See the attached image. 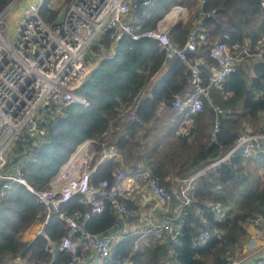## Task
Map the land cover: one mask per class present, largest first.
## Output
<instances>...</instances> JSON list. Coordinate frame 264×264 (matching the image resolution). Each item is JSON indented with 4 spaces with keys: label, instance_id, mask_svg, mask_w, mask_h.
Instances as JSON below:
<instances>
[{
    "label": "trees",
    "instance_id": "1",
    "mask_svg": "<svg viewBox=\"0 0 264 264\" xmlns=\"http://www.w3.org/2000/svg\"><path fill=\"white\" fill-rule=\"evenodd\" d=\"M10 1L0 0V11ZM180 1L153 0L149 7H141L138 11L141 15L140 29L155 26L157 20ZM49 2L43 0L40 7V14L46 20L56 18L59 11ZM212 8L215 12L201 19L206 29V40L199 45L198 51L190 53L202 59L200 69L204 78L210 73V66L216 65L209 54L214 43L244 41L247 38L254 43L264 38V6L260 0H206L200 6L205 12ZM190 26L191 18L187 23L174 25L169 35L179 41ZM102 42L109 43L107 38ZM97 48L94 45V49ZM164 59L156 40L133 39L129 34L120 37L112 57L99 58L77 89L89 104L73 102L66 107L64 115L50 121L47 140L38 149L36 161L24 168L27 181L33 186L44 187L78 143L87 138L101 139L105 131H110L108 141L122 153L124 165L134 171L135 161H144L164 183L170 176L192 173L221 155L233 144L241 128L259 121L257 130L264 132V54L260 60L240 65L225 77L219 87L211 88L215 104L225 110L218 116L220 127L213 138L211 126L215 115L206 101L197 113L171 109L173 95L182 93L189 85L187 67L180 59H170L167 68L153 82L149 94L138 99ZM162 104L169 109L167 116L170 122L160 136H155L151 132L158 118L157 109ZM123 106H130L140 120L127 118L122 111ZM190 116L193 118L191 126L186 133L180 132L181 122ZM261 148L260 153L264 155V142H261ZM20 149L18 145L17 150ZM232 160L239 163L244 174L242 177L236 175L229 162H221L195 181L191 201L180 207L185 222L172 253L167 254L163 244H155L151 248L140 249L132 256L130 264H228L224 251L241 248L240 238L246 231L244 224L260 215L263 220L257 225H264V178L247 170L242 154L236 153ZM121 166L111 157L104 158L96 164L91 183L111 179L113 171ZM206 199L225 206L235 201L236 205H231L226 215L218 219L208 211L204 204ZM124 201L130 210L128 220H135L138 203L129 199ZM197 205L207 214L204 225L198 219ZM42 208L24 184L13 183L0 203V262L7 255H19L27 263L65 264L68 261L69 256L63 250L56 249L54 255L49 251L43 234H37L26 242L18 239L19 232L33 222ZM61 208L70 216L80 214L77 220L95 233L105 232L110 226L119 224L109 202L101 212L87 219L82 218L87 204L79 194L61 203ZM201 227L215 232L211 231L203 244L193 246ZM68 229L66 221L55 212L44 225L45 234L56 243ZM134 237L127 235L115 241L112 255L100 264H114L118 255L130 249ZM159 250H163L162 256ZM165 255L169 263H166ZM254 264H264V255L258 257Z\"/></svg>",
    "mask_w": 264,
    "mask_h": 264
},
{
    "label": "built area",
    "instance_id": "2",
    "mask_svg": "<svg viewBox=\"0 0 264 264\" xmlns=\"http://www.w3.org/2000/svg\"><path fill=\"white\" fill-rule=\"evenodd\" d=\"M14 1L11 0L0 11V22L9 15ZM51 1L49 5L52 7ZM42 2H31L24 9L13 44L0 29V203L14 182L24 184L43 207L31 223L43 215L35 228V235L43 234L53 255L56 249L66 252L69 258L65 264H100L112 255L114 242L127 235L135 236L133 243L127 252L116 257L114 264H130L132 256L140 249L151 248L155 244H163L166 253L171 254L185 222L180 207L191 201L197 178L221 162H229L236 175L242 177L244 174L239 163L232 157L240 153L246 159L253 151L263 150L264 132H249L247 127L241 128L233 144L221 155L192 173L168 177L167 183L144 161H135L134 171L123 165L122 153L108 141L110 131H105L101 139L87 138L78 143L44 187L31 185L24 175V168L36 161L38 149L47 140L52 119L64 115L66 107L73 102L89 104L77 89L99 58L112 57L117 40L124 34L133 39L152 38L157 41L165 59L178 58L186 65L189 85L182 93L173 95L171 109L197 113L206 101L215 115L211 126L212 138L220 127L218 116L225 110L215 104L211 88L219 87L225 77L240 65L260 60L264 54V38L254 43L248 38L230 43L217 41L209 50L216 65L210 66V73L204 78L200 69L202 59L190 55L198 51L199 45L206 40L202 21L193 23L181 42L169 35L179 21L166 20L171 11L157 20L155 26L140 29L141 15L138 11L141 7H149L153 0H70L65 5L62 23H57L58 14L54 19L43 18L40 14ZM205 2L198 0V6ZM260 4L264 6V0H260ZM177 5L181 4L175 3L173 8ZM214 12L213 8L208 12L201 11V16ZM103 38H107L108 45L102 42ZM94 45L98 48L94 49ZM144 93L141 90L138 99L149 94L148 91ZM123 107L127 118L140 120L130 106ZM192 121L191 116L187 117L178 130L186 133ZM18 145L20 150H17ZM108 157L122 166L113 171L111 179H101L92 184L91 175L96 164ZM135 190L142 193L148 205L137 211L135 220L129 221L130 210L124 199L131 200L129 196ZM75 194H79L87 204L83 219L101 212L109 202L119 224L100 233L88 230L83 222L77 220L80 214L70 216L61 208V203ZM204 204L218 219L224 217L232 205L225 206L209 199ZM195 210L199 221L206 224L204 209L197 205ZM54 212L69 226L57 243L44 232V225ZM262 220L257 215L251 222L257 224ZM211 231L215 232L201 227L193 246L203 244ZM216 231L223 233L222 230ZM22 232H19L18 239H21ZM224 256L228 264H246L249 254L239 248H227ZM26 264L49 263L33 261Z\"/></svg>",
    "mask_w": 264,
    "mask_h": 264
},
{
    "label": "rangeland",
    "instance_id": "3",
    "mask_svg": "<svg viewBox=\"0 0 264 264\" xmlns=\"http://www.w3.org/2000/svg\"><path fill=\"white\" fill-rule=\"evenodd\" d=\"M38 1L39 0H15L14 5L10 9L9 15L6 18H3V21L0 22V29L3 30V34L9 39V41L12 44L14 43L15 35L17 32L16 27L18 24V20L23 16L24 9L27 7L29 3L38 2ZM67 2H68L67 0H53L51 1V4L53 8H59V11H60L67 4ZM180 4H182L185 9V16L183 19H181V23H187V19L191 18L190 14L192 10H195V8L197 9L198 7V0H181ZM59 11H58V14H59ZM168 110H169L168 108H164L158 114V118H156L154 121L151 134L153 133L155 136H160L162 132L165 130V127L170 122V117L167 116V114L169 113ZM259 124L260 122L257 121L256 123L249 125L247 127L248 131L257 132L258 131L257 128ZM248 160L249 162L247 163V170L250 171L254 176L256 175L258 177L260 176L261 178H264V155H261L260 150L253 151L252 154L249 155ZM94 162H96V160ZM235 205H236V202L234 201L232 203V206H235ZM140 209L141 207L139 206V210ZM42 216L43 215L41 214V218ZM41 218L37 217L36 221L33 224L30 223L29 225L30 226L34 225L36 227L41 221ZM259 253H261V250L259 251ZM164 259L166 263H169V259L166 257V255Z\"/></svg>",
    "mask_w": 264,
    "mask_h": 264
},
{
    "label": "crops",
    "instance_id": "4",
    "mask_svg": "<svg viewBox=\"0 0 264 264\" xmlns=\"http://www.w3.org/2000/svg\"><path fill=\"white\" fill-rule=\"evenodd\" d=\"M180 3V2H179ZM192 4V3H191ZM175 8H180L182 9L180 18H184L185 16V9L184 6L181 5H177L176 7H174L171 12L175 9ZM201 9L198 6L197 9L195 8V10H192L190 16H191V25L197 21H201L202 16H201ZM170 12V13H171ZM180 21L179 24H181V19H176V21ZM178 24V23H177ZM187 33V32H186ZM185 36L179 40V41H183ZM170 59H164L160 69L158 71H155V73H153V75L150 77V80L147 82L145 88L143 89L145 91L144 94L147 93V91L149 92L151 89V86L153 84V82L160 76V74L162 72H164V70L167 68L168 65V61ZM148 95V94H147ZM167 108L166 105L162 104L159 106V108L157 109V114H159L162 109ZM169 111V110H168ZM192 123V122H191ZM190 123V126H191ZM249 162V160H244V164L245 167L247 168V163ZM130 199L133 201H136L139 206L141 208H144L148 205V203L142 198V193L139 190H135L134 192H132L130 194ZM245 227V234L241 236L240 238V243H241V250L243 253H245L246 255L249 254L248 256V260L245 262L246 264H254L257 260L258 257L263 256L264 255V225L262 223V227L258 226L257 224H254L252 222L249 223H245L244 224ZM35 226L34 225H29L27 227H25L23 229V234L21 236V239H19L21 242H26L30 239H32L35 236ZM24 236V237H23ZM261 250V253H259V251ZM27 262H25L24 259H22L19 255H15V256H5L2 261L0 262V264H26Z\"/></svg>",
    "mask_w": 264,
    "mask_h": 264
},
{
    "label": "bare ground",
    "instance_id": "5",
    "mask_svg": "<svg viewBox=\"0 0 264 264\" xmlns=\"http://www.w3.org/2000/svg\"><path fill=\"white\" fill-rule=\"evenodd\" d=\"M181 12H182V9L175 8L171 13H169L167 15L166 20L168 22H171L172 20H176V19L180 18Z\"/></svg>",
    "mask_w": 264,
    "mask_h": 264
},
{
    "label": "water",
    "instance_id": "6",
    "mask_svg": "<svg viewBox=\"0 0 264 264\" xmlns=\"http://www.w3.org/2000/svg\"><path fill=\"white\" fill-rule=\"evenodd\" d=\"M173 9V7L168 11V13ZM65 11H66V6H64L60 11H59V14H58V19H57V23H62L63 22V19H64V15H65ZM167 13V14H168ZM166 16V14L162 17L164 18ZM180 22V21H178ZM177 22V23H178ZM163 254V250H159V255L162 256Z\"/></svg>",
    "mask_w": 264,
    "mask_h": 264
},
{
    "label": "clouds",
    "instance_id": "7",
    "mask_svg": "<svg viewBox=\"0 0 264 264\" xmlns=\"http://www.w3.org/2000/svg\"><path fill=\"white\" fill-rule=\"evenodd\" d=\"M179 3V2H178ZM248 158H246L245 160H247Z\"/></svg>",
    "mask_w": 264,
    "mask_h": 264
}]
</instances>
